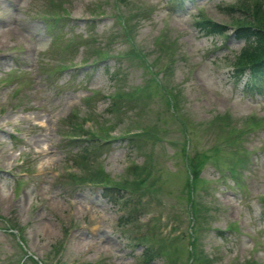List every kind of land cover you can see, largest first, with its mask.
Here are the masks:
<instances>
[{
  "label": "rangeland",
  "instance_id": "1",
  "mask_svg": "<svg viewBox=\"0 0 264 264\" xmlns=\"http://www.w3.org/2000/svg\"><path fill=\"white\" fill-rule=\"evenodd\" d=\"M255 4L0 0V264H264V94L234 73L248 13L223 9Z\"/></svg>",
  "mask_w": 264,
  "mask_h": 264
},
{
  "label": "trees",
  "instance_id": "2",
  "mask_svg": "<svg viewBox=\"0 0 264 264\" xmlns=\"http://www.w3.org/2000/svg\"><path fill=\"white\" fill-rule=\"evenodd\" d=\"M260 6V4L254 5L252 16L253 14L255 15L253 16L252 21L242 20L241 22H238V27H236L233 36L237 39H242L245 42V46L241 50V55L238 58L236 65L238 67L245 66L246 70H248L250 79L264 87V14H261L262 11ZM258 16L262 21H259L257 18ZM196 26L198 30L205 35H213L216 33H222L223 31L220 25L204 18L197 20ZM236 70L240 71V69ZM65 146L69 149H79L77 158L80 160H82L84 154L88 152V146L84 141L73 140L72 142L65 144ZM94 177L101 179L98 172L94 173ZM103 194L105 196L107 195L106 193Z\"/></svg>",
  "mask_w": 264,
  "mask_h": 264
}]
</instances>
